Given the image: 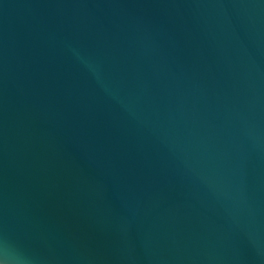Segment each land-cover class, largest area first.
<instances>
[{
  "label": "water",
  "instance_id": "obj_1",
  "mask_svg": "<svg viewBox=\"0 0 264 264\" xmlns=\"http://www.w3.org/2000/svg\"><path fill=\"white\" fill-rule=\"evenodd\" d=\"M0 264H264V0H0Z\"/></svg>",
  "mask_w": 264,
  "mask_h": 264
}]
</instances>
